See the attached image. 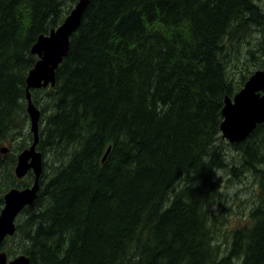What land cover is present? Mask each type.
I'll return each mask as SVG.
<instances>
[{"label": "trees", "instance_id": "obj_1", "mask_svg": "<svg viewBox=\"0 0 264 264\" xmlns=\"http://www.w3.org/2000/svg\"><path fill=\"white\" fill-rule=\"evenodd\" d=\"M77 2L0 0V150L8 148L0 153V210L10 188L33 181L14 176L32 142L31 48ZM259 4L88 0L54 87L30 90L40 110V190L0 252L30 264H264V207L232 232L223 256L212 210L226 146L252 169L264 203V123L240 143L220 134L224 100L264 64L258 48L247 47L243 59L228 52L253 32L264 45Z\"/></svg>", "mask_w": 264, "mask_h": 264}, {"label": "water", "instance_id": "obj_2", "mask_svg": "<svg viewBox=\"0 0 264 264\" xmlns=\"http://www.w3.org/2000/svg\"><path fill=\"white\" fill-rule=\"evenodd\" d=\"M87 4L88 0H79L63 23L56 30L51 31L48 36H40L31 48V53L38 57V61L26 78V113L33 141L18 155L14 174L17 179H22L28 172H31L34 180L30 187L13 188L3 196V207L0 211V245L5 238L14 235L17 215L25 207L34 204L39 191L42 155L36 150V145L40 111L32 102L30 90L55 85V71L67 56L69 39L78 29ZM257 75L261 76L260 83H256ZM261 93H264V69L256 71L249 77L243 88L232 99L226 98L221 112L223 121L220 132L223 139L231 144L240 143L254 131L257 125L264 123V94L261 95ZM249 101L256 103L258 110L250 105ZM0 152L3 155L6 154L7 148L1 149ZM108 152L109 149L103 161ZM0 264H30V260L25 256H19L8 261L5 253L1 252Z\"/></svg>", "mask_w": 264, "mask_h": 264}, {"label": "rangeland", "instance_id": "obj_3", "mask_svg": "<svg viewBox=\"0 0 264 264\" xmlns=\"http://www.w3.org/2000/svg\"><path fill=\"white\" fill-rule=\"evenodd\" d=\"M259 5L261 12L264 13V0H260ZM260 38L258 33L253 32L248 38L234 39L236 41L231 42V47L228 52L231 53L232 58L233 54H238L241 59H243V57L248 55L246 52L247 47L251 50L258 48L256 52L253 51L254 58L257 61L264 62V45L259 44L258 41ZM263 68L264 64L262 66L257 65L253 71L256 72ZM235 80L238 82L236 75ZM235 85H237V83H235ZM224 141L228 144L226 139H224ZM3 147L7 148V146ZM226 148V155L224 158L226 167L218 173V177L216 178L218 182V191L212 205L214 218L216 220L215 239L219 246L221 256L224 255L230 246L232 232L251 224L250 214L252 210L264 207V203L259 201L258 180L251 172L252 169L242 166L244 161L243 156H240L233 148L227 146ZM258 154L264 157V149L262 147L258 148ZM240 165L242 166L241 171L238 169ZM255 165L258 171L262 170L261 165ZM1 187L2 183H0V188ZM2 252L6 253L8 259L13 258L10 255L8 256L5 248Z\"/></svg>", "mask_w": 264, "mask_h": 264}, {"label": "bare ground", "instance_id": "obj_4", "mask_svg": "<svg viewBox=\"0 0 264 264\" xmlns=\"http://www.w3.org/2000/svg\"><path fill=\"white\" fill-rule=\"evenodd\" d=\"M78 1H79V0H78ZM73 7H75V6H73ZM66 17H67V16H66ZM66 17H65V18H66ZM64 20H65V19H64ZM64 20H63V21H64ZM62 23H63V22H62ZM62 23H61V24H62ZM56 29H57V28H56ZM56 29H55V30H56ZM52 31H54V30H52ZM49 34H50V33H49ZM49 34H48V35H49ZM48 35H46V36H48ZM38 38H39V37H38ZM36 41H37V40H36ZM263 69H264V68H263ZM263 69H262V70H263ZM254 73H255V72H254ZM254 73H253V74H254ZM253 74H252V75H253ZM252 75H251V76H252ZM251 76H250V77H251ZM260 82H261V76L257 75V77H256V83H260ZM53 87H54V86H53ZM47 88H48V87H47ZM41 89H44V88H41ZM41 89H39V90H41ZM237 93H238V92H237ZM237 93H236V94H237ZM236 94H235V95H236ZM263 94H264V93H261V95H263ZM235 95H234V96H235ZM234 96H233V97H234ZM233 97H232V98H233ZM232 98H229V99H232ZM225 100H226V99H225ZM225 100H224V102H225ZM250 101H251V100H250ZM250 101H249L250 105L255 106V108L258 110L259 107L256 106V103L253 102V103H254V105H253V103L250 102ZM257 102H258V101H257ZM33 104H34V103H33ZM35 107H36V106H35ZM36 108H37V107H36ZM37 109H38V108H37ZM221 115H222V114H221ZM222 118H223V117H222ZM38 128H39V127H38ZM38 131H39V129H38ZM227 142H228V141H227ZM1 149H2V148H1ZM0 153H1V152H0ZM19 154H20V153H19ZM19 154H18V155H19ZM42 163H43V160H42ZM41 176H42V173H41L40 178H39V190H40V179H41ZM32 183H33V181H32ZM32 183H31L30 185H28L27 187H25V188L30 187V186L32 185ZM25 188H16V189H25ZM8 191H9V190H8ZM8 191H7V192H8ZM38 193H39V191H38ZM15 232H16V221H15ZM15 232H14V234H15ZM13 236H14V235H13ZM13 236H11V237H13ZM7 238H9V237H7ZM7 238H5V240H6ZM5 240H4V241H5Z\"/></svg>", "mask_w": 264, "mask_h": 264}]
</instances>
